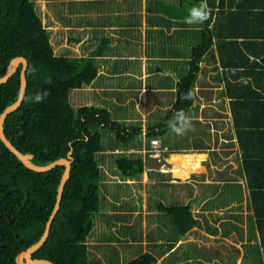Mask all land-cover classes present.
Returning <instances> with one entry per match:
<instances>
[{
  "label": "trees",
  "instance_id": "obj_1",
  "mask_svg": "<svg viewBox=\"0 0 264 264\" xmlns=\"http://www.w3.org/2000/svg\"><path fill=\"white\" fill-rule=\"evenodd\" d=\"M186 1L190 3L191 9L204 2ZM206 1L212 6L209 13L211 15L203 22L204 28L193 32L200 36L192 41L191 59L188 62L190 69L181 75L176 92L177 100L163 119L151 125L147 132L148 138L166 137L164 143H170L176 148H184L190 139L186 138L184 144V139L179 142L174 140L177 138L170 137L175 133L170 124L178 128L184 127L186 115L196 99L194 86L200 70V60L206 49L212 48L214 40L220 48L223 68L235 66L238 68L236 70H239L235 73L251 76L238 81L235 85L227 84V89L223 92L232 98L231 107L235 115L236 131L241 133L238 131L239 125L236 124L239 110L237 105L244 102L241 97L250 101L256 100L260 102L258 106H264V84L251 82L252 78L264 80V0ZM189 13H186V16H189ZM214 13L216 17H213ZM213 19L215 23L207 27ZM238 37L252 38L242 41L228 39ZM252 39L253 43L250 42ZM234 42H244L243 46L247 51ZM230 43L236 46L234 61L230 56ZM100 50L93 51L89 56H72L68 50L65 54L56 53L51 42V32L44 26L34 0H1L0 76L4 75L8 64L15 56H25L29 61L28 88L24 101L7 117L5 131L22 152L35 155L33 161L37 164H47L58 158L67 157L70 148H73L75 159L60 209L47 241L34 253L35 258H46L55 264H92L88 238L94 229L96 216L101 210L103 199L101 190L105 177L97 154L105 150L104 138L107 133L114 134L109 146L115 149L121 145L136 146L135 141L143 132L142 126L138 124H126L115 119L107 106L84 104L75 107L71 103V91L92 83L98 76L97 55H100L103 49ZM250 52L254 54V59H251L253 54ZM20 69L21 66L6 83L0 84V114L18 98ZM38 94L42 97L39 102L35 99ZM194 140V147L199 148L202 137L200 139L196 137ZM241 143L245 144V141ZM225 144L230 148L225 153H232L230 145L234 142L228 140ZM137 145L141 147V141ZM263 148L257 145H242V153L238 152L250 185V208H254L256 216L255 221L253 215L251 217L249 215L248 228L253 232L252 229L258 226L261 232L262 247L260 249L256 246L260 249L256 250L259 258H264V190L258 182L257 175L264 169V161L259 157L264 156ZM115 164L124 180L140 177L145 169L142 158L135 155H120L115 158ZM63 172L64 165L46 172H37L26 167L0 139V213H5L0 215V264H17L15 256L18 250L40 239L56 202ZM219 174L220 180L224 182L222 187L230 185L240 187L226 188L228 195L224 189L221 192L222 196H218L217 200L229 204L230 200L240 199L241 196L237 193L242 194V184L238 182V178L228 177L223 172ZM190 191L193 192L192 189H189ZM215 200H207L202 209L205 211L220 207L214 205ZM193 201L195 199L186 204L159 202L157 208L171 216L178 232L185 234L200 224V220L193 213ZM201 215L204 217L205 214L202 212ZM7 216H11L14 222L11 223ZM107 216L109 219L107 222L111 224V216ZM211 231L216 232L217 229L213 226ZM254 239L256 241V234L250 241ZM4 243L6 245H2ZM109 247L113 255L118 254L116 246L110 244ZM142 248L143 245L140 244L138 250L141 251ZM104 254L110 260V264H123L118 260L116 262L113 255L105 251ZM125 263L149 264L143 257Z\"/></svg>",
  "mask_w": 264,
  "mask_h": 264
},
{
  "label": "crops",
  "instance_id": "obj_2",
  "mask_svg": "<svg viewBox=\"0 0 264 264\" xmlns=\"http://www.w3.org/2000/svg\"><path fill=\"white\" fill-rule=\"evenodd\" d=\"M55 1L61 3L65 2L66 6L68 5L67 8L70 9V23H65L63 26L66 31H62L60 36L54 39L55 42H61L63 39V42L60 45L63 49L62 53H65L66 50H68L66 47H69L72 52H74V50L78 52V54H71L72 56H89L93 53V51L103 49V52L100 54V50L98 53L100 55H97V60L99 62L98 76L92 81V83L84 85L82 88H75L71 92L83 91L85 94L83 95L81 93L82 97L79 100L82 103L84 98L87 99V105L107 106L111 111V106L118 111L134 106L137 110L142 108L146 111V113L139 111L143 114L142 121H137V119L126 120L124 118H118L119 116L115 117L113 113L115 119H119L123 123L138 124L142 126L143 132L141 136L136 139V146L125 147L121 145L115 149H112V147L109 146V143L112 142L114 138V134L107 133L104 138L105 150L97 154V158L99 159L102 169L103 164L101 161L103 156H112L114 157V161L115 158L120 155L140 156L145 165L143 173L150 172L151 175L158 174V178H160L159 180L164 181L163 179H165L166 184L174 188H185L188 191L189 189L193 190V192H188L186 202L180 201L179 203L186 204L195 199V201H193V213L195 215L196 211H194V209L197 204L203 206L207 200L216 199L214 205L220 207L214 210H205L206 214L204 217L206 218L203 217V219H199L196 215V217L200 220V224L193 228H199L202 220L203 223L205 221L207 222V225L209 224V231L212 234L227 236L238 232L240 234L238 239L243 247L240 246L232 248L224 244L218 246L215 244L214 249L216 250V253L214 258L211 254L206 252L201 255L199 264H242V258L243 260L245 258L247 264H264V258H259L256 252V250L260 251L262 247L261 232L258 229L257 223V227L252 229L253 232H251L248 228L249 224L247 225L249 221L248 219L251 215H253L255 221L256 216H254V208H250V185L248 183V178L243 171L242 159L239 157L242 145H257L264 147V106H258L260 102L256 100L250 101L247 98L241 97L244 102H240L237 105L239 110H237L236 120V124L239 125L238 131H241L239 134L236 131L235 115L231 107L232 98L228 94H223L225 89H227V84L235 85L238 81L245 80L251 76H241L238 73H235V71H239L236 70L238 68H235V66L223 68L221 64L220 48L216 40H214L212 48L208 50L206 49V53L200 60V70L194 86L196 99L194 100L192 109L186 115V122L184 125L185 127L186 124H190L191 129L192 125L196 123L200 130L188 136H186V132L181 133L185 134V139L192 137L189 141L190 143H187L191 147L184 151H182L184 149L183 147L176 148L171 146L170 143L165 144L164 140L166 137H152L161 139L162 145L170 150V152L163 156L164 158H162V161L160 162L156 158L151 157L148 153L144 154L142 152L146 143L152 139L147 137L148 128L158 122L156 121L151 124L150 121H147V114L156 111L162 106L167 109V113L168 109L175 104L177 100L176 92L178 91V84L181 80V75L188 72L190 69V64L188 62H190L191 59L192 41L196 40V38L198 39L200 36V34L193 32H195L196 29L204 28L205 23L189 24L186 22V18L188 17L186 16V13H189V9H191L190 3L186 0ZM207 6L211 11L212 6L210 4H207ZM217 9L218 8L216 7V10ZM210 15L211 14H209V16ZM56 16L58 17L59 15L57 14ZM213 17H216L215 13ZM214 23L215 21L213 19L207 27H211ZM44 26L47 27L46 25ZM251 38L245 39L243 37H238L228 39H238L239 41H242ZM67 40L73 44L68 45L65 43L64 45V42ZM51 42L53 44L52 39ZM250 42L253 43L254 40L252 39ZM234 43L239 44L245 51H247V48L243 46L244 42ZM230 44V56L234 61L236 59V46L232 43ZM221 51L226 52L224 50ZM250 53L253 54L252 52ZM251 59H254V54L251 55ZM247 69L253 70L252 68ZM254 69L257 70L258 68ZM167 77L170 78V83H168ZM251 82L253 84L255 82L264 84V80L258 81L255 78H252ZM71 95L72 94L70 93V100ZM90 100L92 102H90ZM208 107L214 108V110H208L209 113L213 112V115L209 116L212 120L208 119V115L206 113H203L204 109L206 110ZM224 108L225 110H223ZM224 118L227 119L225 123L228 127H226V125L223 127L219 125L218 120ZM244 124L246 125L245 127L243 126ZM250 124L252 126H250ZM219 128L223 129V132L225 129H228L225 132L224 137H222L225 141L220 143L221 146L227 148L224 150V153L230 150V148L226 147L225 142L228 140H232L234 142V144L230 145L232 146L231 149H233V152L229 153L234 157V161L233 165L226 168L227 173L222 169H218V174L214 176L210 175V172L207 173L208 169L206 167V163L208 162L209 164H212V160L209 161L206 159V161L204 159L200 164V166H202L203 163L205 164L203 166V170H201L199 166L195 170H190L185 167L188 171L187 177L174 175L175 165L174 162L170 161L173 154L205 153L206 150L220 154V152L216 151L215 145H210L211 136L213 135L214 137V132L219 131ZM181 134H178L177 132L172 133L170 137L177 138L176 141L179 142L183 139ZM196 137L199 139L202 137V140L199 142V148L194 147V138ZM140 141L142 145L141 147L137 145ZM244 141L245 144H242L241 142ZM262 150H264V148ZM225 154L228 155L227 153ZM166 155H168L170 159L167 158ZM259 157L262 161H264L263 155H260ZM166 158L168 161H166ZM219 158L220 157L217 156L215 161ZM255 162L257 163V160ZM147 163L150 164L147 165ZM154 163L162 164L161 169L158 166L153 165ZM240 166H242L241 172ZM158 172L165 175H161ZM220 172H223V174L228 177L231 176L233 178V176H236L238 178V182L242 184V194L237 193L241 196L240 199L233 201L230 200L231 202L229 204H225L224 201L217 200V197L221 195V192L224 189H238L240 187L239 185L222 187L221 185L224 182L223 180H220ZM171 174H173L174 177H172ZM103 175H105L104 169ZM169 175L174 179L170 180L171 178ZM257 176L258 182L262 186V190H264V169ZM175 183H181L182 185ZM103 185L106 186L104 180L102 186ZM216 185H218V189H216ZM228 193L229 192L227 190L226 194L228 195ZM159 202L165 203L162 200H157L156 207ZM244 203V208L247 212L246 214H248L246 216L247 221L245 224L247 228L245 227V229H241L239 222L243 221V215L239 213L230 215L229 222H231V225L228 223L229 227L225 228L224 231H222L220 227H217L220 225L222 220H219V224L217 226L216 224L212 225L209 223L210 216H213L215 221L221 217H215L213 213L221 212L220 210L226 207H230L229 209H231V205H236L239 210H242V205ZM165 204L173 203L169 201ZM155 211L159 214H166V216L172 221L171 216L167 213L161 212L158 208H156ZM107 215L112 216L110 213ZM173 226L175 227L177 234L180 236L176 237L177 243L171 239L167 241L162 240L159 243L166 244V252L171 251L169 254L177 250L182 243V240L184 238L187 239L186 235L193 229L192 228L185 234H180L176 226L174 224ZM213 226L217 229L216 232L211 231V227ZM255 234L257 237L256 241L254 239L250 242ZM255 243H258V245ZM2 245H6V243ZM206 246L210 247V245L200 241L199 248L203 247V249L206 250ZM256 246H259L260 249ZM207 257L211 260H206ZM126 262H128V260Z\"/></svg>",
  "mask_w": 264,
  "mask_h": 264
},
{
  "label": "rangeland",
  "instance_id": "obj_3",
  "mask_svg": "<svg viewBox=\"0 0 264 264\" xmlns=\"http://www.w3.org/2000/svg\"><path fill=\"white\" fill-rule=\"evenodd\" d=\"M35 3L40 16L42 17L43 24L51 30V39L56 53L65 54L69 51V54H78L75 50V53L72 52L69 47H66V49H68L67 52L62 53L63 49L60 45L63 42V39L61 42L54 41L56 37L60 36L62 31H66L63 27L64 24L70 23V9L67 8L68 5L66 6L65 2L61 3L55 0H35ZM57 14L59 15L58 17L56 16ZM65 43L68 45L73 44H71L68 40L64 42V45ZM167 80L168 83H170L169 77H167ZM81 93L83 95L85 94L83 91L71 92V101L75 107H80L88 102L85 98H82V103L80 102L79 99L82 97ZM90 102L92 101L90 100ZM111 109L115 117L119 116L118 118H124L126 120L137 119V121H142L143 114L139 111L146 113L145 109L141 108L140 110H137L134 106L127 107L121 111H118L113 106H111ZM209 109L214 110L213 107H208L206 110L204 109L203 113H206L208 115V119L212 120L209 116L213 115V112L209 113ZM166 110L167 109L163 106L159 107L156 111L147 114V121H150L152 124L163 119ZM223 110H225V108ZM226 120L227 119L225 118L219 119V125L221 127L225 126ZM226 127L228 126L226 125ZM183 129L182 133L186 132V136L200 130L196 123L192 125L191 129L190 124H186ZM227 130L225 129L223 132V129H220L219 131L214 132L215 136L213 137L212 135L210 139V145H215L216 151L220 152V154H216L215 152L209 150H206L205 153L202 152L201 155L198 156L180 153L173 154L170 161L174 162L175 165L174 175L187 177L188 171L184 165L191 162L195 163L201 170H203V166L205 164L203 163L202 166H200L202 157H205V160H212V164H209L208 162L206 163V167L208 169L207 173L210 172V175L214 176L218 174V169H222L227 173L226 168L233 165L234 161L232 154L226 155L224 153V150L227 148L220 145L221 142L225 141L222 137H224ZM184 135L185 134H181L185 143L186 139L184 138ZM191 138L192 137L189 139ZM189 143L190 142H188V144ZM188 144L184 146L182 151L190 148ZM217 156L220 158L215 161ZM166 157L170 159L168 155H166ZM167 158L166 161H168ZM101 163L103 164L105 172L104 182L106 186H102V193L104 196L103 206L101 212L95 219L94 229L88 238V243L92 252V264H110V260L104 254L105 251V253L110 254L111 256L113 255V251H111L109 247L110 244L116 246L118 252V254L113 255L115 261L118 260L120 263H125L126 260L131 261L133 259L143 257L145 262L149 264H199L201 255L206 252L211 254L214 258L216 253V250L214 249L215 244L217 246L224 244L232 248L242 246L239 242L240 240L238 239L240 237L238 232L227 236L212 234L209 231V225H207V222L203 220V223L201 220V225H199L200 227L193 228L189 234L186 235L187 239L181 238L183 240L180 246L177 250H175V252L169 254L171 251L166 252V244H159L160 241H167L171 239L177 243L176 237L180 236L177 234L170 218H168L166 214H159L155 211L157 208L156 201L162 200L165 203H168L169 201L172 203L180 201L186 202L189 191L185 188L177 189L167 185L165 179H163L165 182L161 181L159 180L160 178H158V174L151 175L150 172L143 173V175L136 179L124 180L120 175L115 165L114 157L112 156H103ZM149 164L150 163H147V165ZM153 165L158 166L160 169L162 166L160 163H154ZM171 176L174 177L173 174H171ZM171 176L169 175L171 178L170 180L174 179ZM169 182L172 183L171 181ZM244 207L245 203L242 205V210H239L236 205H231V209H229L230 207L222 208L220 210L221 212L213 213L215 217H221L215 221L214 217L210 216L209 223L212 225L216 224L217 226L219 224V220H222L220 225L217 227H220L222 231H224L225 228L229 227V224L231 225V222H229L230 215L239 213L243 215V221L239 222L241 225L240 227L241 229H245V227L247 228L245 224L247 221L246 216L248 214H246L247 212ZM194 211H196V215L199 219H203V216L201 215L202 212L206 214L200 204L196 205ZM109 213L112 215L110 219V221H112L111 224H108L107 222V214ZM200 241L210 245V247L206 246V250L203 249V247L199 248ZM140 244L143 245L141 251L138 250V246ZM206 260L211 259L207 257ZM242 264H247L245 258L244 260L242 258Z\"/></svg>",
  "mask_w": 264,
  "mask_h": 264
},
{
  "label": "water",
  "instance_id": "obj_4",
  "mask_svg": "<svg viewBox=\"0 0 264 264\" xmlns=\"http://www.w3.org/2000/svg\"><path fill=\"white\" fill-rule=\"evenodd\" d=\"M0 17H1V0H0ZM20 69V89L18 98L11 104L5 107V109L0 114V139L4 142L6 147L11 150L19 160L28 168L37 171V172H46L57 166L64 165V172L61 176L60 183L57 189L56 202L54 204L53 210L49 216V219L46 223L44 232L40 239L22 249H20L16 255L17 264H55L52 260L46 258H35L34 253L40 249L44 243L47 241L53 221L60 209L61 201L64 194V189L67 181L70 178L72 171V163L74 161L73 148L71 147L67 157H61L54 161H51L47 164H37L33 161L35 155L33 153H24L21 149L13 144L10 140L9 134L5 131L4 124L7 117L17 110L24 101L27 88H28V79H27V70L29 67V61L25 56H16L11 59L10 63L7 66V70L3 76H0V84L6 83L13 74H15L19 67Z\"/></svg>",
  "mask_w": 264,
  "mask_h": 264
},
{
  "label": "built area",
  "instance_id": "obj_5",
  "mask_svg": "<svg viewBox=\"0 0 264 264\" xmlns=\"http://www.w3.org/2000/svg\"><path fill=\"white\" fill-rule=\"evenodd\" d=\"M142 152L144 154H149L151 157L156 158L158 161H162V158H164L163 156H165L166 153L170 152V150H168L167 147L162 145V141L161 139L158 138H152L150 139L149 142L146 143L145 147L142 149ZM186 155H194V156H198L201 155V153H185ZM205 159V157H202L201 162ZM186 167L190 170H195L198 166L191 162L186 164ZM163 169V167H162Z\"/></svg>",
  "mask_w": 264,
  "mask_h": 264
},
{
  "label": "clouds",
  "instance_id": "obj_6",
  "mask_svg": "<svg viewBox=\"0 0 264 264\" xmlns=\"http://www.w3.org/2000/svg\"><path fill=\"white\" fill-rule=\"evenodd\" d=\"M210 9L207 6L206 0L202 2L198 7H194L190 10L189 16L186 18V22L189 24L202 23L209 18ZM38 102L42 97L38 94L35 98ZM172 130L181 134L184 129L176 127L174 124H170Z\"/></svg>",
  "mask_w": 264,
  "mask_h": 264
},
{
  "label": "flooded vegetation",
  "instance_id": "obj_7",
  "mask_svg": "<svg viewBox=\"0 0 264 264\" xmlns=\"http://www.w3.org/2000/svg\"><path fill=\"white\" fill-rule=\"evenodd\" d=\"M3 214H5V213H4V212H1V213H0V215H3ZM7 217H8V219H9L11 222H14L11 216H7Z\"/></svg>",
  "mask_w": 264,
  "mask_h": 264
}]
</instances>
